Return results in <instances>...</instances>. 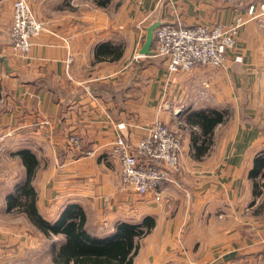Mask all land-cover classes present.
<instances>
[{
  "label": "crops",
  "instance_id": "obj_1",
  "mask_svg": "<svg viewBox=\"0 0 264 264\" xmlns=\"http://www.w3.org/2000/svg\"><path fill=\"white\" fill-rule=\"evenodd\" d=\"M27 1L44 30L20 55L9 40L13 0H0V264L39 257L42 245L54 264L64 240L7 209V196L26 181L29 155L45 219L77 203L87 225L102 231L154 220L132 264H264V179L254 194L248 177L264 151V0ZM238 17L235 48L221 67L168 73L162 57L139 53L150 25L229 27ZM206 107L225 117L196 154L200 128L188 116ZM157 119L182 135L179 169L139 194L121 185L111 142L120 134L134 143ZM71 135L81 138L77 148Z\"/></svg>",
  "mask_w": 264,
  "mask_h": 264
},
{
  "label": "built area",
  "instance_id": "obj_2",
  "mask_svg": "<svg viewBox=\"0 0 264 264\" xmlns=\"http://www.w3.org/2000/svg\"><path fill=\"white\" fill-rule=\"evenodd\" d=\"M247 12L253 13L252 5ZM241 22L238 17L236 23L229 27L221 24L183 26L172 22L161 23L155 30L150 55L163 57L168 73L189 71L197 65L221 67L227 52L235 48L236 28ZM43 29V23L34 16L27 0H13L9 38L15 52L20 55L29 52L32 39ZM233 59L240 62L242 58L237 54ZM180 136L176 130L157 119L147 127L146 135L134 144L135 154L123 137L117 136L113 141V151L118 156L123 181L144 193L161 180H169L171 171L178 168ZM2 137L0 135V140ZM69 142L73 147H78L80 140L77 135H72ZM137 154L148 160L139 162ZM156 161L162 166H158Z\"/></svg>",
  "mask_w": 264,
  "mask_h": 264
},
{
  "label": "trees",
  "instance_id": "obj_3",
  "mask_svg": "<svg viewBox=\"0 0 264 264\" xmlns=\"http://www.w3.org/2000/svg\"><path fill=\"white\" fill-rule=\"evenodd\" d=\"M109 0H94L98 6H106ZM10 40V38H9ZM11 43V40H10ZM163 58V57H162ZM164 59V58H163ZM137 72L141 62L133 63ZM102 90H110L107 85H100ZM95 92V90H94ZM223 111L216 109H200L192 112L188 120L200 128V135L194 138L193 146L196 154L209 146L214 127L223 121ZM197 143L198 146L196 145ZM83 149L75 155L81 156ZM143 156H138L139 162ZM32 155L26 157L28 176L26 181L7 196V209H17L24 212L30 222L44 235H62L63 242L52 255L54 264H132V258L137 250V240L146 234L153 226L151 217H144L138 222L120 221L114 225L112 232L89 226L83 208L72 203L64 206L54 220L45 219L36 206V192L32 186L34 173ZM252 180L253 192L258 194L264 178V151H260L253 159V165L248 172Z\"/></svg>",
  "mask_w": 264,
  "mask_h": 264
},
{
  "label": "rangeland",
  "instance_id": "obj_4",
  "mask_svg": "<svg viewBox=\"0 0 264 264\" xmlns=\"http://www.w3.org/2000/svg\"><path fill=\"white\" fill-rule=\"evenodd\" d=\"M30 6V5H29ZM31 9V8H30ZM32 11V10H31ZM12 14V13H11ZM40 21V20H39ZM42 22V21H41ZM157 28V27H156ZM44 30V29H43ZM40 34V33H39ZM37 37V36H36ZM32 45H33V41H32ZM11 47H12V45H11ZM32 47V46H31ZM152 48V47H151ZM150 55V54H149ZM201 66H210V65H201ZM208 107H206V108H204V109H207ZM224 115H225V113H224ZM118 125H120V124H117L116 125V127H118L119 128V126ZM121 127V126H120ZM175 130V129H174ZM179 134H180V132L178 131V130H176ZM146 133H147V131H146ZM146 133L141 137V138H143L145 135H146ZM181 135V134H180ZM72 136V135H71ZM70 136V137H71ZM78 136V135H77ZM117 136H120V137H123L122 135H120V134H117L115 137H114V139L117 137ZM69 137V138H70ZM69 138H68V142H69ZM141 138H139L138 140H140ZM2 139H3V137H2ZM2 139L0 140V142H2ZM114 139L112 140V142H111V144H112V149H113V141H114ZM124 139V138H123ZM79 140H81V138H79ZM137 140V141H138ZM124 141L126 142V144L129 146V148H130V151L133 153V154H135V150H134V144L137 142V141H135L134 143H130V142H128V141H126L125 139H124ZM130 143V144H129ZM69 145L72 147V148H77V147H73L71 144H70V142H69ZM79 145H81L80 144V142H79ZM78 145V146H79ZM181 147H182V135L180 136V149H179V151L181 152ZM113 151V150H112ZM180 152H179V157H180ZM117 156V155H116ZM138 156H140V155H136V158H137V160L139 161V159H138ZM142 156V155H141ZM117 158H118V156H117ZM143 158V161H146V160H148V159H146V157H142ZM118 161H119V159H118ZM143 161H142V163H143ZM157 162V161H156ZM158 166H162L159 162H157L156 163ZM119 166H120V173H119V178H120V182L122 183L121 185H123V186H129V187H131L129 184H128V182H126V181H123V179H122V173H121V165H120V162H119ZM179 169V158H178V168L177 169H174V170H172L171 171V173H170V179L169 180H161L158 184H157V186H155L153 189H149L148 191H146V192H144V193H141V192H138L139 194H146V193H148V192H150V191H156V189L158 188V186L162 183V182H166V181H171L172 180V178H171V176H172V172L173 171H176V170H178ZM264 179V178H263ZM132 188V187H131ZM133 189V188H132ZM155 198L156 199H159V196H158V194H155ZM38 230V229H37ZM39 231V230H38ZM42 233V232H41ZM139 239V238H138ZM138 243V242H137ZM33 252V251H32ZM39 257H29L24 263H22V264H48V256H50L49 255V249L47 248V246H44V245H42V249L39 251ZM29 256V255H28ZM133 259V258H132Z\"/></svg>",
  "mask_w": 264,
  "mask_h": 264
},
{
  "label": "water",
  "instance_id": "obj_5",
  "mask_svg": "<svg viewBox=\"0 0 264 264\" xmlns=\"http://www.w3.org/2000/svg\"><path fill=\"white\" fill-rule=\"evenodd\" d=\"M156 26L157 25H150L147 28L146 39H145V41L143 43V46H142L141 50L139 51L140 54H144V55L151 54L150 47L152 45V41H153V37H154V29L156 28Z\"/></svg>",
  "mask_w": 264,
  "mask_h": 264
}]
</instances>
